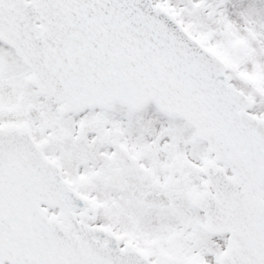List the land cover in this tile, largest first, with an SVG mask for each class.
I'll list each match as a JSON object with an SVG mask.
<instances>
[{
  "label": "snow or ice",
  "instance_id": "snow-or-ice-1",
  "mask_svg": "<svg viewBox=\"0 0 264 264\" xmlns=\"http://www.w3.org/2000/svg\"><path fill=\"white\" fill-rule=\"evenodd\" d=\"M0 264H264V0H0Z\"/></svg>",
  "mask_w": 264,
  "mask_h": 264
}]
</instances>
